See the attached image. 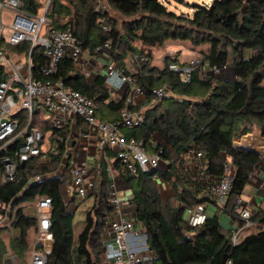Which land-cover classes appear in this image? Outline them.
Wrapping results in <instances>:
<instances>
[{"label": "trees", "instance_id": "obj_1", "mask_svg": "<svg viewBox=\"0 0 264 264\" xmlns=\"http://www.w3.org/2000/svg\"><path fill=\"white\" fill-rule=\"evenodd\" d=\"M20 1L25 14H37L40 0ZM104 5L122 18L121 29L108 11L101 8ZM190 11L191 14L177 13L165 0H50L45 18L54 28L69 30L88 55L100 56L95 49L110 41V59L126 74H131L125 64L129 55H144L140 68L132 73L143 95L144 118L137 127L119 126L118 131L124 139L140 142L145 151H160L166 169L140 171L131 176L108 148L104 151L114 159L112 165L131 191L129 202L133 204L136 221L144 226L146 245L153 254L149 264H264V187L258 191L263 203L252 218L257 226L249 229L237 245L233 246L230 240L235 227L241 226L232 210L234 203L242 197L257 166L264 163V156L258 151L233 144L240 132L248 134L253 129L264 137V0H211L208 4L192 5ZM166 41H187L193 48L208 45L207 51L199 52L203 65L217 67L220 72L230 67V76H203L200 70H195L185 83L169 69L170 65L182 64L175 56H165L160 68L151 65L150 50ZM135 43L140 47L136 48ZM7 49L16 55H27L29 43L11 47L6 38L0 37V50ZM31 60L33 74L38 76L37 69L44 63L40 48L32 50ZM5 76L0 66V82ZM52 80H60L90 99L98 120L107 123L119 120L124 97L112 99L101 74L87 79L64 58ZM163 85L169 87L170 96L149 105L153 91ZM40 125L43 132H51L52 140L57 134L63 139L67 134L66 130L62 133L53 130L48 122ZM153 136L159 139L154 146ZM196 152L202 155L198 160L191 158ZM61 155L62 144L58 146V154H49L45 161L19 166L13 183L3 182L0 165V214L12 203L8 211L11 223L0 228V232H12L8 245L0 240V264H27L26 237L35 221L33 207L31 214L24 207L38 196L51 198L53 248L45 264H107L102 259L101 240L111 214L105 164L100 162L95 172L93 202L85 211L76 243L72 218L77 198L68 197L65 192L67 168L61 177L28 183V178L35 174L53 173ZM225 162L234 176L224 211L218 214L215 210L213 215L207 212L203 225L188 226L187 208L213 204L207 185L220 179ZM190 165L204 168L202 179L196 181L199 178L189 171ZM155 173L170 186L169 200L175 202L172 206L161 199L153 180ZM221 215L229 219L228 227L220 222ZM7 253L14 256L13 262Z\"/></svg>", "mask_w": 264, "mask_h": 264}, {"label": "built area", "instance_id": "obj_2", "mask_svg": "<svg viewBox=\"0 0 264 264\" xmlns=\"http://www.w3.org/2000/svg\"><path fill=\"white\" fill-rule=\"evenodd\" d=\"M49 3L50 0H40L37 14L27 15L22 10L20 0H0V37L4 30L8 29L6 43L9 46H16L22 42L29 43L27 55L20 54L24 57L22 60L14 53L16 58L0 50V66L6 73L0 82V165L3 182H15L19 166L31 164L36 160L45 161L49 154H58L60 144L67 146L70 142H77L76 139L74 140V132L67 133L64 139L57 134L52 140L50 131L41 130L42 122H48L53 130L62 133L71 123L73 125L75 121H80L85 130L79 131L77 138L89 142L93 137L97 149L104 151L108 148L114 154V159L118 160L122 168L131 176L138 175L140 171L148 173L154 170L160 171L162 161L160 151L147 154L140 142L124 139L118 131L119 126L128 129L137 127L144 118V106L135 110L140 102L135 103L134 99L143 95L132 76L134 70L142 65L144 58L134 54L133 65L128 68L131 74H126L110 59V41L95 49V53L105 57L104 75H102L105 90L108 93L127 90L123 96L124 102L119 120L115 123L98 120L94 104L90 99L65 86L60 80H52L64 58L72 62L77 73L87 79L90 78V63L97 57L84 52L80 42L69 30H58L47 21L45 13ZM2 11L12 13L8 26L1 20ZM34 48H40L44 57V63L37 69L38 76L33 74L31 53ZM203 66L200 59L194 58L185 64L170 65L169 69L177 73L185 83L189 82L192 71L202 70L203 76L217 75L221 71L217 67L203 70ZM170 93L168 86L158 87L153 91V100L149 105L162 101L170 96ZM76 151H78L76 147L71 149L74 155ZM201 156L200 152H196L191 158L198 160ZM57 167L56 172L29 177L28 183L33 184L48 177H58V173L67 168L70 175L65 189L67 196H75L77 201L84 199L91 187V181L87 182L90 166L78 164L74 157L68 160L67 157H62ZM203 170L202 166L196 165H190L189 168V171L199 178L196 181L203 178ZM233 176L231 166L225 162L220 179L207 185V190L211 194L210 200L218 214H222L227 204ZM191 180L195 179L191 178ZM118 191L117 182L112 179L107 188V201L111 207V214L101 238L102 259L107 264H149L153 260V254L146 245L144 226L136 221L134 214L123 212V203ZM11 204H8L3 215L0 214V228L11 223L8 214ZM210 205L203 203L187 208L185 220L188 226L197 228L203 225ZM32 207L35 221L32 228L34 239L29 249L27 264H45L53 248L49 214L51 198L38 196L32 201ZM232 210L241 223V226L235 227L231 233L230 240L235 246L249 229L257 226L252 221L256 209L251 202L239 197ZM13 217L11 215L12 219ZM7 257L11 262L14 261L11 253H7Z\"/></svg>", "mask_w": 264, "mask_h": 264}, {"label": "crops", "instance_id": "obj_3", "mask_svg": "<svg viewBox=\"0 0 264 264\" xmlns=\"http://www.w3.org/2000/svg\"><path fill=\"white\" fill-rule=\"evenodd\" d=\"M4 12H9V11H4ZM10 13V12H9ZM8 13V14H9ZM8 22V21H7ZM4 23V22H3ZM7 24V23H5ZM4 32L7 33V35H9L8 29H5ZM3 32V33H4ZM8 37V36H7ZM7 37H3L2 38H7ZM166 42H180V47H182L181 44H183L184 42L187 41H166ZM165 42V43H166ZM190 44V43H189ZM6 52V50H4ZM181 51V48L177 49V50H168L167 53L171 54L173 52H179ZM7 53V52H6ZM10 56H14L15 55L10 52L7 53ZM135 53L130 54L128 57V61H125L126 67L127 69L132 67L133 65V61H132V57ZM14 57H11L12 59H14ZM16 57H18L20 60H22L24 57L20 56V55H16ZM15 57V58H16ZM127 60V59H126ZM94 63H91V69H95V68H99L98 71H91V75H96V74H101L104 75V62H105V57L104 55H100L97 56V58L93 61ZM129 66V67H128ZM204 67V66H203ZM203 70H205L203 68ZM202 72V70H200ZM126 89L123 91H118V92H114V93H109L110 97L112 99H118L122 96L125 95L126 93ZM114 94H117L116 96ZM143 97H136L134 99L135 103H139L140 104L143 102ZM84 129V125L80 122V121H75V124L72 125V123L66 128L67 133H71L74 132V140L76 139L77 142H70V144L68 143L67 146L62 145V157H67L71 159L72 157H74V159L77 160V163L80 165H88L90 166V171H89V177H88V181H91V187L89 188V192H88V196H92V191H93V179H94V175L95 172L98 170V166L100 162H103L106 166V172L109 178V181H111L112 179H115L117 182V186H118V194L122 200L123 203V212L126 214H134V208H133V204L131 202H129V199L132 197L131 195V191L127 188V186L123 183V181L119 178V175L117 173V171L115 170L114 166L112 165V162L114 161V159L112 157H109L107 155V153H105V151H99L97 149V143L96 140L91 137V139L89 140V142H84L79 140L77 137L78 132L79 131H83ZM153 141L151 143L152 146H154L155 142H157L159 139L157 136H153ZM251 143L253 145V149L259 151L260 153L264 154V137L261 136L260 133L256 134L253 132L248 133V134H242L241 132L239 133V135H237L234 140H233V144L237 147H245L246 144ZM73 147L78 148V151L75 152V155L71 152V149ZM110 152V151H109ZM147 154H152L149 151H145ZM69 153H72L71 155H69ZM112 153V152H110ZM113 154V153H112ZM60 158V160H61ZM59 165V164H58ZM262 164H260L259 166H257V168L255 169V171L253 172L252 178H254V176L261 177L259 180L260 182L255 185V181L253 183L252 178L249 181V183L246 185L244 192L242 193V198L247 200L250 199L249 201L253 204V206L255 207V209H257L258 206L262 205L263 203V199L262 197L259 195L258 191L263 189L264 187V172H262L261 170L264 171V167L261 166ZM166 168V163H164V161H161V166H160V171H164ZM260 168V171L257 170ZM58 169V167L55 169ZM66 168H64L65 170ZM64 170L61 171L60 173H58V177H61L64 173ZM156 171V170H155ZM158 171V170H157ZM54 172V171H53ZM66 181L68 183L69 179H70V175H69V171L68 169H66ZM257 174V175H255ZM153 180L155 181V184L157 185V187H161L163 190L167 189L170 193V195L172 194V190L170 188V186L167 183H164L159 177L158 175H155L153 177ZM89 184V183H88ZM67 185V184H66ZM121 185V186H120ZM163 186V187H162ZM248 201V200H247ZM207 212L211 215L216 214L215 209L212 206H209L207 208ZM220 222H222L224 224V226L228 227L229 226V222H228V218L226 216L221 215L219 217Z\"/></svg>", "mask_w": 264, "mask_h": 264}, {"label": "rangeland", "instance_id": "obj_4", "mask_svg": "<svg viewBox=\"0 0 264 264\" xmlns=\"http://www.w3.org/2000/svg\"><path fill=\"white\" fill-rule=\"evenodd\" d=\"M168 5H169V8L175 10L177 13H190V8L192 5H203V4H208L211 0H165ZM102 9H105L107 10V7L104 5V6H101ZM108 11V10H107ZM9 12H4L2 11L1 12V20L2 22L4 23H7V26L9 25L10 23V19L12 17V13H9ZM109 15L111 18L114 19V21L116 22V27L118 29H121V25H122V18L120 16H118L117 14H114L113 12L111 11H108ZM191 14V13H190ZM8 21V22H7ZM7 33L4 32L3 33V37H7ZM180 42H166L164 43L163 46H160V47H155V48H152L150 51H151V60H150V64L151 65H154L155 67H162L163 65V60L165 58V56H175L177 58V61L179 63H187L189 60L191 59H194V58H198L200 60H202V57L200 56L199 52L200 51H207V48H208V45H202V46H199L197 48H193L191 46V44H189V42H184L182 45V47H180ZM136 46V48H139V43H135L134 44ZM181 48V51L179 52H173L171 54H168L167 51L168 50H177ZM144 51V50H143ZM7 53H10L11 51L10 50H6ZM146 52H144L143 54H145ZM144 57V55H143ZM127 62L128 59L126 60ZM94 63V62H92ZM91 64V63H90ZM129 67V66H128ZM205 70H208V66L207 65H204L203 67ZM89 69H91L89 67ZM230 67L226 68L223 72H220L219 74L215 75L217 77H229L230 76V71H229ZM99 68H95V69H91V71H98ZM115 96L117 94H114ZM142 104V103H141ZM141 104H139L138 106L135 107V110H139L142 106ZM251 132L256 133L258 134L259 132L256 131V130H252ZM250 132V133H251ZM246 148H252L253 145L251 143H248L245 145ZM257 151V150H256ZM259 152V151H258ZM260 153V152H259ZM263 156L264 154L261 153ZM264 167V163L261 165ZM260 171V168L257 169ZM262 172H264L263 170H261ZM157 173L154 174V176L156 175ZM257 175V174H255ZM255 179L252 178V181L254 183L255 181V185H257L259 182H260V178L261 177H256L254 176ZM260 179V180H259ZM155 182V181H154ZM121 186V185H120ZM163 187V186H162ZM158 189H159V193H160V197L162 200H168L169 202V205L172 206L175 202L173 200H169L172 198V194L170 195L169 191L167 189L163 190L161 187L158 186ZM248 200V201H247ZM246 201L250 203V199H247ZM92 202H93V196H86L84 199L82 200H79L76 202V209L73 213V218H72V222H73V243H76L77 241V238H78V234L81 232L82 228H83V225H84V216H85V211L92 205ZM213 208L214 206L211 205ZM32 202H29L28 204L25 205V211L28 212L29 214H31L32 212ZM28 210V211H27ZM33 213V212H32ZM185 218H186V214H185ZM255 230V229H254ZM253 230V231H254ZM12 235V232L11 231H1L0 232V240L3 241V243L5 245H8V242H9V238L10 236ZM34 239V234L32 232V229L28 230L27 232V237H26V241L28 243V246H29V249L31 248V243ZM1 259H4V255L1 256ZM26 261L28 260V257L26 256Z\"/></svg>", "mask_w": 264, "mask_h": 264}, {"label": "water", "instance_id": "obj_5", "mask_svg": "<svg viewBox=\"0 0 264 264\" xmlns=\"http://www.w3.org/2000/svg\"><path fill=\"white\" fill-rule=\"evenodd\" d=\"M242 149H246V150H250V151H253V152H257L256 150H254L253 148H246V147H240ZM155 171V170H154Z\"/></svg>", "mask_w": 264, "mask_h": 264}]
</instances>
